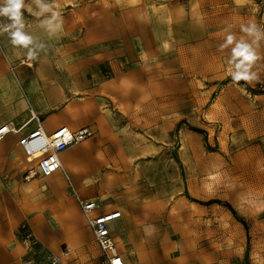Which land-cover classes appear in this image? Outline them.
I'll return each mask as SVG.
<instances>
[{"label":"crops","instance_id":"obj_1","mask_svg":"<svg viewBox=\"0 0 264 264\" xmlns=\"http://www.w3.org/2000/svg\"><path fill=\"white\" fill-rule=\"evenodd\" d=\"M23 2L27 46L12 42L20 26L0 15V126L16 129L0 141V264H50L52 257L99 264L75 193L97 202L93 213L120 211L110 232L124 264H244L245 223L232 198L211 192L212 178L202 188L200 149L185 146L193 135L179 130L182 115L170 117L178 102L169 98L168 62L153 61L176 40L174 25L190 17L184 4ZM207 104L211 123L218 102ZM37 123L46 133L59 126L93 131L59 153L52 182L23 177L20 141Z\"/></svg>","mask_w":264,"mask_h":264},{"label":"rangeland","instance_id":"obj_2","mask_svg":"<svg viewBox=\"0 0 264 264\" xmlns=\"http://www.w3.org/2000/svg\"><path fill=\"white\" fill-rule=\"evenodd\" d=\"M170 1L183 3L190 17L174 25L176 40L153 61L168 62L164 68L170 79L169 98L178 102V110L170 107V117L182 115L179 130L193 135L185 146H198L204 158L201 175L196 169L188 172L204 180L202 188L212 178L211 192L218 198H232L237 216L245 223L242 261L264 264V0ZM192 5L200 8L195 15ZM253 23L259 37L242 30ZM197 29L201 34H195ZM239 46L256 59L237 55ZM209 101L218 102L211 123L204 116Z\"/></svg>","mask_w":264,"mask_h":264},{"label":"built area","instance_id":"obj_3","mask_svg":"<svg viewBox=\"0 0 264 264\" xmlns=\"http://www.w3.org/2000/svg\"><path fill=\"white\" fill-rule=\"evenodd\" d=\"M38 121V118L33 114ZM16 131L8 124L0 126V141L8 132ZM60 136L57 137V133ZM93 135L88 128L76 131L67 126H59L50 133H46L39 123L20 143L25 152V157L34 161L24 172V179L29 180L35 176H48L61 168L59 153L68 146L77 144ZM76 201L86 217L87 226L90 229L93 240L99 248V264H124V261L116 249V244L111 236L110 223L120 217L119 210H109L93 213L97 208V202L93 199L84 200L75 193ZM57 260V259H56ZM58 262V260H57ZM52 264V258L50 260Z\"/></svg>","mask_w":264,"mask_h":264},{"label":"clouds","instance_id":"obj_4","mask_svg":"<svg viewBox=\"0 0 264 264\" xmlns=\"http://www.w3.org/2000/svg\"><path fill=\"white\" fill-rule=\"evenodd\" d=\"M0 2H2L4 5L3 7H0V15L7 16L9 17V19L14 21V24L10 25L9 27H15V25L20 26V28H18L14 33H10V35L13 38L12 42L14 44L22 43L25 46H27V44L30 43V38L25 35H22L20 31V29L23 28L24 26L22 23V13H21V9L24 7L23 0H0ZM38 2L39 0H37V3ZM43 10L47 11L48 6H43ZM28 11L31 12V8H29ZM56 15L57 14H53V18H52L53 20L56 19ZM48 23L51 26V21H48ZM242 30L244 32H247L249 34H254L257 35V37H259L258 28L254 23L250 24L249 27H242ZM5 31H7V29H5ZM228 43L229 44L232 43L231 37H229ZM240 48H243V51H240ZM235 52L237 55L250 57V59L248 60L256 59L255 56H252L247 52L246 47L239 46L237 49H235ZM28 56L30 59L34 58V55L31 51H29ZM243 78L247 79V77H243Z\"/></svg>","mask_w":264,"mask_h":264},{"label":"bare ground","instance_id":"obj_5","mask_svg":"<svg viewBox=\"0 0 264 264\" xmlns=\"http://www.w3.org/2000/svg\"><path fill=\"white\" fill-rule=\"evenodd\" d=\"M31 165H32V160L27 158V162L25 163V167L29 168ZM45 177L48 178L49 180H51V182H52V175H48V176H45ZM29 179H31V178H29ZM67 247H68L69 250H71V246L69 244H68ZM56 259H57L56 257H52V264H60L59 261L57 262L58 259L57 260Z\"/></svg>","mask_w":264,"mask_h":264},{"label":"trees","instance_id":"obj_6","mask_svg":"<svg viewBox=\"0 0 264 264\" xmlns=\"http://www.w3.org/2000/svg\"><path fill=\"white\" fill-rule=\"evenodd\" d=\"M251 90V89H250ZM193 130H195V131H198V132H200V133H203V134H206V132L204 131V130H202V129H198V128H193ZM224 203V202H223ZM224 205H226V206H228L231 210H232V212H234V210L230 207V205L228 204V203H224ZM242 221V220H241ZM243 222V221H242Z\"/></svg>","mask_w":264,"mask_h":264},{"label":"snow or ice","instance_id":"obj_7","mask_svg":"<svg viewBox=\"0 0 264 264\" xmlns=\"http://www.w3.org/2000/svg\"><path fill=\"white\" fill-rule=\"evenodd\" d=\"M242 55V54H241ZM246 59H250V57H245ZM57 137H59L60 136V133L58 132L57 134Z\"/></svg>","mask_w":264,"mask_h":264}]
</instances>
